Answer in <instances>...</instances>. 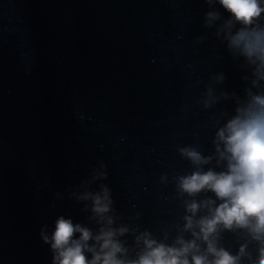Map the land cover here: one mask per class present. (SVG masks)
<instances>
[{
    "label": "water",
    "instance_id": "1",
    "mask_svg": "<svg viewBox=\"0 0 264 264\" xmlns=\"http://www.w3.org/2000/svg\"><path fill=\"white\" fill-rule=\"evenodd\" d=\"M210 10L204 0H0V264H51L40 229L58 216L95 231L69 194L101 164L107 179L91 190L111 189L120 222L157 238L182 226L173 177L194 169L178 148L212 155L213 119L235 107L198 102L209 84L241 97L249 86L243 61L204 26ZM223 243L238 247L228 233Z\"/></svg>",
    "mask_w": 264,
    "mask_h": 264
},
{
    "label": "clouds",
    "instance_id": "2",
    "mask_svg": "<svg viewBox=\"0 0 264 264\" xmlns=\"http://www.w3.org/2000/svg\"><path fill=\"white\" fill-rule=\"evenodd\" d=\"M204 3L213 9L205 13L204 26L216 27L217 38L226 42L233 60L243 61L239 67L248 74L242 80L249 86L241 97L223 90L217 94L209 84L198 102L206 110L229 100L235 107L231 114L221 112L213 119L212 155L191 145L178 148L194 169L173 177L184 208L182 226L162 228L157 238L147 229L120 222L111 189L100 183L97 191L91 190L92 184L107 179L101 164L69 194L84 205L82 211L90 213L88 223L96 230L63 215L55 219L51 232L48 225L41 227L40 239L49 246L51 264H264V0ZM212 80L222 85L226 76L219 73ZM166 182L167 176H162L161 183ZM201 194L204 198L197 199ZM56 196L61 198L60 193ZM226 233L236 238L235 252L223 243ZM128 236L131 246L124 239Z\"/></svg>",
    "mask_w": 264,
    "mask_h": 264
}]
</instances>
